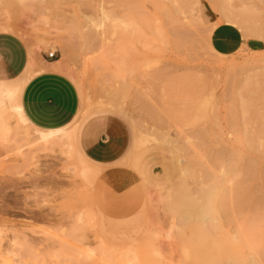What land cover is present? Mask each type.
Instances as JSON below:
<instances>
[{
    "label": "rangeland",
    "instance_id": "374dc122",
    "mask_svg": "<svg viewBox=\"0 0 264 264\" xmlns=\"http://www.w3.org/2000/svg\"><path fill=\"white\" fill-rule=\"evenodd\" d=\"M0 31L131 136L103 192L69 126L0 134V264H264V0H0Z\"/></svg>",
    "mask_w": 264,
    "mask_h": 264
},
{
    "label": "crops",
    "instance_id": "0c3cea01",
    "mask_svg": "<svg viewBox=\"0 0 264 264\" xmlns=\"http://www.w3.org/2000/svg\"><path fill=\"white\" fill-rule=\"evenodd\" d=\"M211 41L222 53L237 51L243 44L240 31L226 24L213 30ZM57 61L41 63L36 57L32 62L31 51L19 36L0 31V74L6 79L19 78L11 82L21 85L20 98L28 117L46 129L77 122L73 136L76 152L86 163L102 169L96 189L114 191L110 184L122 175L120 165L130 148V131L122 119L107 113H95L83 120L78 90L60 69L52 67Z\"/></svg>",
    "mask_w": 264,
    "mask_h": 264
},
{
    "label": "bare ground",
    "instance_id": "6f19581e",
    "mask_svg": "<svg viewBox=\"0 0 264 264\" xmlns=\"http://www.w3.org/2000/svg\"><path fill=\"white\" fill-rule=\"evenodd\" d=\"M35 59L36 53L35 49H33L31 52V61L35 62ZM52 65V67L60 70L63 66L60 64L59 60ZM17 85L19 88L14 90L8 87H0V134L6 135L10 137V139L12 138L18 143V138H25L28 135V132L25 130L24 125L32 122V120L26 114L23 105L17 103V98H19V101H21V85ZM76 123L77 122H74L73 124L69 125L73 136L76 129ZM37 130L38 134L34 135L36 140H42L45 143L53 142L54 144L59 145L62 149V140L64 139V137H66V131L64 130V127L47 129L40 127ZM74 151L76 153L75 148ZM82 161L85 162L83 159Z\"/></svg>",
    "mask_w": 264,
    "mask_h": 264
},
{
    "label": "built area",
    "instance_id": "2783aa9c",
    "mask_svg": "<svg viewBox=\"0 0 264 264\" xmlns=\"http://www.w3.org/2000/svg\"><path fill=\"white\" fill-rule=\"evenodd\" d=\"M48 56H49V57H54V56H55V52H50V53L48 54Z\"/></svg>",
    "mask_w": 264,
    "mask_h": 264
}]
</instances>
